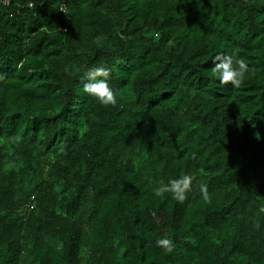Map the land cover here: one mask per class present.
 <instances>
[{
	"label": "trees",
	"instance_id": "16d2710c",
	"mask_svg": "<svg viewBox=\"0 0 264 264\" xmlns=\"http://www.w3.org/2000/svg\"><path fill=\"white\" fill-rule=\"evenodd\" d=\"M64 4L0 0V264H264V0ZM182 173V203L153 194Z\"/></svg>",
	"mask_w": 264,
	"mask_h": 264
},
{
	"label": "clouds",
	"instance_id": "9594fccd",
	"mask_svg": "<svg viewBox=\"0 0 264 264\" xmlns=\"http://www.w3.org/2000/svg\"><path fill=\"white\" fill-rule=\"evenodd\" d=\"M33 7V5H29ZM249 66L242 58H235L227 53L218 52L213 57L212 74L217 77V82L224 86L239 87L243 82ZM110 69L106 65H97L88 69L82 84V91L94 99L102 107H115L118 103L114 89L109 85ZM194 176L189 173H182L175 177L160 178L152 189L157 197L169 194L173 200L182 203L186 194L192 191ZM200 193L207 199V186H199ZM264 211V209H262ZM154 244L164 252H172L174 245L171 238L158 236Z\"/></svg>",
	"mask_w": 264,
	"mask_h": 264
},
{
	"label": "built area",
	"instance_id": "2783aa9c",
	"mask_svg": "<svg viewBox=\"0 0 264 264\" xmlns=\"http://www.w3.org/2000/svg\"><path fill=\"white\" fill-rule=\"evenodd\" d=\"M57 2L59 3L58 11L64 13L66 10L64 0H57Z\"/></svg>",
	"mask_w": 264,
	"mask_h": 264
},
{
	"label": "bare ground",
	"instance_id": "6f19581e",
	"mask_svg": "<svg viewBox=\"0 0 264 264\" xmlns=\"http://www.w3.org/2000/svg\"><path fill=\"white\" fill-rule=\"evenodd\" d=\"M140 189V188H139Z\"/></svg>",
	"mask_w": 264,
	"mask_h": 264
}]
</instances>
